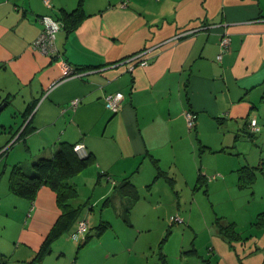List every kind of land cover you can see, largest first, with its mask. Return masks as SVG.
<instances>
[{
	"label": "crops",
	"instance_id": "0c3cea01",
	"mask_svg": "<svg viewBox=\"0 0 264 264\" xmlns=\"http://www.w3.org/2000/svg\"><path fill=\"white\" fill-rule=\"evenodd\" d=\"M78 1L50 0L46 6L43 0H0L3 158L20 144L28 169L35 159L52 156L60 142H82L94 162L77 175L110 181L98 199L123 215L134 205L116 189L124 180L137 189V181L159 177L164 161L194 165L197 151L217 150L232 134L234 140L249 132L251 118L264 127V0H127L123 7L124 0H82L78 24L70 28L63 10L76 9ZM44 14L64 22L56 52L48 55L31 46ZM223 33L230 39L225 51ZM145 48L146 65L132 71L113 65ZM65 65L76 74L64 75ZM117 91L121 106L113 112L104 97ZM73 98H79L75 109L69 106ZM186 111L196 115L191 128ZM66 182L77 190L75 176ZM73 200L81 205L78 217L88 208L91 229L73 240L72 224L40 264H136L133 238L123 243L117 232L106 235L113 226L106 213L90 218L92 203ZM18 207V226L0 229L7 264L11 257L17 264L30 261L60 214L47 186L32 200L0 189V216L6 220Z\"/></svg>",
	"mask_w": 264,
	"mask_h": 264
},
{
	"label": "rangeland",
	"instance_id": "374dc122",
	"mask_svg": "<svg viewBox=\"0 0 264 264\" xmlns=\"http://www.w3.org/2000/svg\"><path fill=\"white\" fill-rule=\"evenodd\" d=\"M258 127L234 140L232 134L217 150L197 151L194 165L184 159L164 161L154 181L151 175L137 181V192L130 196L134 205L123 215L117 208L102 207L104 197L98 199L101 191L113 186L110 181L97 183L76 175L79 192L73 201L92 203L90 218L106 213L113 225L106 235L117 232L123 243L132 237L136 264H264V225L258 223V214L264 212V127L259 122ZM10 150L9 157H0L1 190L8 189L10 162L25 157L20 144ZM242 166H249L254 176L246 187L236 184ZM19 208L6 220L0 216V229L3 224L7 229L18 226ZM87 209L82 216H88ZM8 263L18 262L11 257Z\"/></svg>",
	"mask_w": 264,
	"mask_h": 264
},
{
	"label": "trees",
	"instance_id": "16d2710c",
	"mask_svg": "<svg viewBox=\"0 0 264 264\" xmlns=\"http://www.w3.org/2000/svg\"><path fill=\"white\" fill-rule=\"evenodd\" d=\"M81 5L82 0H79L76 9L69 12L63 10L65 23L61 20L62 23L66 26L68 25L70 28L76 27L81 13ZM249 128L248 135L256 132L251 129L250 121ZM259 130L260 128L258 127L257 131ZM3 153L2 151L0 154L2 155ZM93 162L94 160L89 154L84 158L78 157L73 150V144L60 142L52 156L35 159L30 164L29 169H26L23 163H16L11 166L8 176V189L12 194L20 198L32 200L42 186H47L55 192L57 205L60 209L59 217L51 227L34 257L25 264H40L43 256L50 251L51 242L66 231L79 216L81 205L73 206L71 204V200L77 197L78 192L73 185L68 184L66 181L92 165ZM237 171V186L246 187L253 182V171L249 166H242ZM158 174H160V169L158 170ZM200 178L201 175L198 174V179ZM116 189L123 194H129V196L133 197L137 192L135 185L129 180H124L118 184ZM259 219L261 221L258 223L264 225V212L258 214ZM104 228L105 225H98L96 227L100 231ZM222 228L223 226L221 230ZM0 264H7V260L2 253H0Z\"/></svg>",
	"mask_w": 264,
	"mask_h": 264
},
{
	"label": "built area",
	"instance_id": "2783aa9c",
	"mask_svg": "<svg viewBox=\"0 0 264 264\" xmlns=\"http://www.w3.org/2000/svg\"><path fill=\"white\" fill-rule=\"evenodd\" d=\"M46 6H50V0H43ZM127 4V0L120 2V6H125ZM39 21L41 23V30L37 37L33 40L31 46L33 49L39 51L42 54H53L56 52L55 48V39L57 32L63 27V23L61 20L52 17L51 15L44 14L39 17ZM229 37L226 33L220 38V47L222 51L227 49L229 43ZM149 53V49H142L132 55L125 57L124 59L114 63V66L125 65L128 71H132L136 65H146L148 63L147 56ZM221 57V53L217 55L219 59ZM76 72L70 69L68 66L65 65L64 75H74ZM105 105L111 111L116 112L120 109L121 100H122V93L117 91L114 93H110L105 95L104 97ZM79 102V98H73L69 102V106L71 109H75ZM195 113L190 111L184 112V117L186 119V124L188 127L194 126L195 121ZM250 126L253 131L258 130L256 119L252 118L250 120ZM73 150L77 154L78 157L84 158L87 156L86 147L82 142H78L73 144ZM172 220L176 218L174 216L171 217ZM90 223L89 219L86 216H80L75 219L73 222V227L70 232V236L73 240H78L83 237L89 230Z\"/></svg>",
	"mask_w": 264,
	"mask_h": 264
},
{
	"label": "water",
	"instance_id": "95a60500",
	"mask_svg": "<svg viewBox=\"0 0 264 264\" xmlns=\"http://www.w3.org/2000/svg\"><path fill=\"white\" fill-rule=\"evenodd\" d=\"M5 104H6V102H3L1 105H0V111L4 108V106H5ZM1 153V152H0ZM94 234V232H92L91 233V235H93ZM83 243V242H82ZM81 243V244H82Z\"/></svg>",
	"mask_w": 264,
	"mask_h": 264
}]
</instances>
